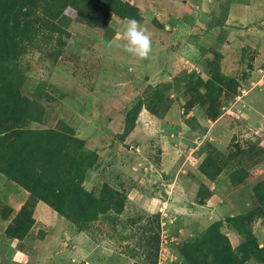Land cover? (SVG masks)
I'll use <instances>...</instances> for the list:
<instances>
[{"label": "rangeland", "instance_id": "1", "mask_svg": "<svg viewBox=\"0 0 264 264\" xmlns=\"http://www.w3.org/2000/svg\"><path fill=\"white\" fill-rule=\"evenodd\" d=\"M151 1L142 6L141 21L147 22L140 23L151 36L148 59L123 49L128 21L114 17L109 41L72 21L71 38L60 42L61 51L30 49L17 61L26 79L23 89L45 113L41 124L23 119V127H69L84 141L73 145L75 153L99 156L83 186L99 193L108 184L125 199L122 214L112 211L87 230L79 231L63 217L61 224L44 228L34 220L31 230L16 239L5 230L17 215L15 201L25 204L30 193L0 173V218L9 220L0 224L1 247H17L25 264H187L184 250L218 230L240 258L243 248L264 252V227L258 225L264 219L242 218L259 206L254 188L264 181V25L254 21L246 32L222 28L206 5L202 19L192 11L187 16L192 25L175 29L179 23L170 19L178 8L172 7L173 16L167 0ZM210 24L218 30L207 32ZM226 39L229 56L219 52ZM207 61L215 62L217 73L210 72ZM238 68L242 73L236 79L249 76L251 81L231 88L224 74L232 78ZM198 77L208 83L200 86ZM213 82L220 89L211 91ZM139 102L155 113L144 107L153 117L144 118L142 109L136 124H128L127 114ZM210 158L222 168L215 180L207 176L212 173L208 162L201 169ZM242 169L248 183L236 186L232 174ZM204 186L210 192L204 191L205 197ZM243 264L264 262L251 258Z\"/></svg>", "mask_w": 264, "mask_h": 264}, {"label": "trees", "instance_id": "2", "mask_svg": "<svg viewBox=\"0 0 264 264\" xmlns=\"http://www.w3.org/2000/svg\"><path fill=\"white\" fill-rule=\"evenodd\" d=\"M141 16L138 6L124 0H0V173L30 193L28 201L6 229L8 236L21 239L31 230L33 211L40 201L79 231L87 230L93 222L112 211L123 213V193L108 184H104L99 193L83 186L85 173L96 165L99 156L88 152L79 154L78 150H75L78 154L75 153L73 145L83 146L84 141L75 138L69 127L65 126L63 130L23 127V119L41 124L45 113L41 102L23 89L26 79L17 61L30 49L61 51L63 46L60 42L71 38L68 29L72 21L102 32L104 39L109 41L114 36L110 27L114 17L136 19L141 23ZM213 28L214 24H210L207 32ZM206 66L214 73L219 68L212 61H207ZM248 69L243 72V77L247 76ZM224 77L228 79V86L238 88L241 80L245 81L249 76L241 80ZM206 81L197 79L200 86H205ZM210 85L211 91L220 89L217 82ZM144 107L155 113L153 108L139 102L128 112L127 123L135 125ZM206 162L212 170V173L207 172V176L215 180L222 168L210 158L203 162L201 169L204 170ZM232 179L236 186L238 183L243 186L248 183V174L243 169L236 170ZM204 191L210 193L205 186L203 196ZM254 194L259 206L251 215L242 218L259 216L264 219V181L255 186ZM214 233L193 242L184 250L187 264H243L251 258L264 262L261 250L243 248L240 258L219 230Z\"/></svg>", "mask_w": 264, "mask_h": 264}, {"label": "crops", "instance_id": "3", "mask_svg": "<svg viewBox=\"0 0 264 264\" xmlns=\"http://www.w3.org/2000/svg\"><path fill=\"white\" fill-rule=\"evenodd\" d=\"M126 1L130 2L133 5L138 6L141 9V13L143 12L142 6L149 4V3H147V0H126ZM161 1H163V0H161ZM161 1L160 0H154V1H151V3L158 4V2H161ZM167 1L169 4L168 5L165 4V5L170 10L171 14L174 11V9L172 7L178 8L177 16L176 15L174 16L172 14L174 17H172L170 19V23H174V22L179 23V25H173V26L171 25L175 29H177L180 25H182V26L188 25L189 24L188 22H191V25H192L191 19L190 18L187 19V16H190V14H193L194 12H197V15H198L195 17L196 19L197 18L202 19V17L204 16V8L206 9V5L208 7H210V10L207 13H210V15H212L211 17L213 19H215L216 25L222 26V28L225 27L226 25H231L230 27H228V29H231L232 31L236 30L238 28V31L246 32L248 30V28L254 26V21L255 22L259 21V24L264 25V0H167ZM172 4L174 6H172ZM160 6H163L162 3ZM214 7H217L216 11L211 10ZM193 9H195L196 11ZM192 11H194V12L191 13ZM235 15L237 16V18H234ZM232 16H233V18L231 19ZM118 20L121 21L122 24H125L124 21H128V20H121L119 18H118ZM192 20H194V19H192ZM202 21L204 23V19ZM145 22H147V21L144 20V21H142L141 24L145 25L144 24ZM122 24L119 23V25H122ZM154 24L159 25V28L162 27V25H160L158 23H154ZM261 27H264V26H261ZM214 29L218 30V28H216V26H214V28L212 30H214ZM212 30H210L209 33H212ZM206 31H207V29H206ZM202 34H204V32ZM244 35H246V34H244ZM116 37H119V34H116ZM161 37H163L162 33L158 35V38H157L158 41L161 40ZM213 37H214V39H216V36H212V38ZM217 40L219 41L220 39L218 38ZM229 43L230 42H228L227 39H226V41L223 40V44H222L220 51H219V52H221V54L223 56H229V54H232V51H231L230 47L228 46ZM159 47H163L162 42H159ZM239 50H240V46H239ZM239 50H238V53L240 56ZM261 68H263L262 70H264V65ZM232 70H235V69H232ZM262 70H261V72H264ZM222 72H223V74L225 73L224 70H222ZM241 73H242L241 68H238L236 73L233 75V78H236V77L238 78ZM224 75L231 76V74H228V73H226ZM249 80L251 81V79H247L246 85H247V83H249ZM252 80L255 81L256 79L252 78ZM142 114H143L142 116H144V118H146V119H149L152 116L145 109L142 112ZM27 200H28V198L26 199V201ZM15 202H16L17 206L15 207L14 213L17 214L21 210V208L23 207L24 203H22V205H20L17 201H15ZM33 218L35 220V226L41 225L43 228L45 226H48V225H51L54 223L61 224L60 222L63 219L52 208H50L48 205H46L45 203H43L41 201L38 202L34 208ZM40 221H41V223H40ZM8 222H9L8 219L2 220L0 218V224L1 223L2 224H5V223L8 224ZM258 225L259 226L261 225L262 227H264V222L261 220L258 223ZM0 244H1L0 245V264H13L15 260L19 261V262L17 261V264H25L24 260H20V257L23 254H22V252H20L17 249V247L14 248L12 245L8 244L4 248H2L1 247L2 243L0 242Z\"/></svg>", "mask_w": 264, "mask_h": 264}, {"label": "clouds", "instance_id": "4", "mask_svg": "<svg viewBox=\"0 0 264 264\" xmlns=\"http://www.w3.org/2000/svg\"><path fill=\"white\" fill-rule=\"evenodd\" d=\"M123 37L126 43L123 49L139 59H148L152 51L151 36L147 33L139 21L136 19L128 20L124 27Z\"/></svg>", "mask_w": 264, "mask_h": 264}]
</instances>
